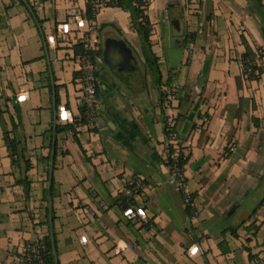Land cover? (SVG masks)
Instances as JSON below:
<instances>
[{"label":"crops","instance_id":"obj_1","mask_svg":"<svg viewBox=\"0 0 264 264\" xmlns=\"http://www.w3.org/2000/svg\"><path fill=\"white\" fill-rule=\"evenodd\" d=\"M29 1L43 20L47 45L26 5L0 0V264H16L28 242L52 233L60 264H264V197L253 194L264 178V58L259 80L242 73L246 42L264 53V27L249 0H148L157 62L146 61L131 14L119 6L89 19V0ZM187 33L195 41L185 45ZM90 36L100 41L93 124L86 114L83 120L80 104V55ZM122 42L136 66L120 69ZM172 49H182L178 66ZM162 93L170 94L169 106L165 96L161 105ZM10 114L19 124L16 134ZM168 119L179 121L173 140ZM52 122L74 124L80 143L72 129L55 139ZM5 130L25 151L22 167L12 163ZM170 143L189 157L184 176L196 214L169 182ZM136 177L145 182V219H131L120 204ZM244 194H253L254 203L242 202ZM144 221L151 226L142 227Z\"/></svg>","mask_w":264,"mask_h":264},{"label":"trees","instance_id":"obj_2","mask_svg":"<svg viewBox=\"0 0 264 264\" xmlns=\"http://www.w3.org/2000/svg\"><path fill=\"white\" fill-rule=\"evenodd\" d=\"M20 1L22 4L26 5L28 10L30 11V13H31L32 17L34 18L36 25H37L42 37L44 38L45 44L47 45L48 41L44 36V32H43V28H42L43 20L41 18H39L38 14L36 12V9L34 8V6L31 4V2L29 0H20ZM249 2L251 4V8H252L254 14H256L257 18L259 19V22L261 24H263V27H264V3H263V1L262 0H249ZM148 5H149L148 0H118L117 4L115 6H119L122 9H125L128 12H130L131 18H132V25L137 30V32L139 33L140 38H141L143 51H144V54L146 56V61L153 60L154 62H157L155 54L152 50V43H151V38H150L151 33H152V25H151V22L148 18V15L146 14V11L148 9ZM87 15H88L89 19L94 18L91 0L88 1ZM194 41H195V34L187 33L186 38L184 39L185 45L188 43H193ZM245 44H246V52L242 56V73L246 77V79L259 80L263 74L262 62H260V65L257 66L255 60H256V58H258V59H260V61H263L264 53H263L262 49H260V48L252 50L247 42ZM83 51L84 50H82V52ZM98 52L99 51H97L96 53H93V57H96ZM154 75L156 77V81L159 84H161L162 74L157 69V66H156V68L154 67ZM56 89H57V87H56ZM164 96L166 99V106H169L170 94H168V93H166V94L162 93L161 105L164 103L163 102ZM59 102H60L59 101V95H58V92L56 90L55 105H56V119L57 120L59 119V116H58ZM6 106H8L7 102H6ZM13 107H14V112L16 113V116L19 119V124H21L20 107L17 105V103H14ZM82 110H83V120H84L85 110L83 107H82ZM4 112L5 111L2 110L0 107V117L3 116ZM10 117H11V122L13 125L12 132L15 133V131H16V133H17V128H18L19 124L17 125L15 123V118L13 117L12 114H10ZM204 118H206V116ZM178 124H179V121H175V127L176 128L178 127ZM67 129H72L74 131L75 139L80 143V141L76 135V132H75L74 124H68V125L63 126V125H59L58 123L54 124L52 122L50 131L56 139L57 134L65 131ZM10 132H11V130L10 131L9 130L4 131L6 141L8 139L11 142V145L7 147L8 151H9V156H10L13 164L22 167L21 159L25 157V155H24L25 151L23 148L19 149V147H18L19 139L17 137L11 138ZM167 134H169V131H167ZM15 136H17V135H15ZM233 146L234 145H231L230 148H228V151L230 149L232 150ZM167 149H168V156H167L168 165L172 166L176 161L180 167L182 174H184L185 165H186L188 158H189L188 155L185 154L184 151L180 147L179 148L176 147L175 144H173V143L168 144ZM175 151L177 152L176 157L173 156ZM53 153H54V159H53L54 163H51V164H53V168H54L55 167V159L57 156V141L51 147V152L49 155L50 159H52L51 154H53ZM24 161H25V166L23 167V170H22L23 177H22L21 181H24V180L27 181V186H26L25 190H26V198H29L30 186H29V181L27 180V177H26V173L30 170V163L28 160H24ZM50 180H51L50 185H49L48 189L46 190V196H45V200H46L47 204L52 202L53 196H54L53 191H54L55 179H54L53 174L51 175ZM185 181H187L186 178H185ZM129 186L130 185L128 183H126L125 187L127 188ZM183 196H184V194H183ZM119 198H120V204L124 210H128L130 208V206L135 203V200L128 199L127 196H125L122 192L120 193ZM193 202H194V199H193ZM262 202H264V200H262ZM145 208L146 207L144 206V209ZM186 209L191 214H196V212H197V209L195 208V206L192 207L191 204H186ZM47 214L51 218V220H52L51 225L53 226V221L55 219L53 206L50 207L49 205H47ZM130 218L135 219L133 216H130ZM150 226H151V222H149V221H144L142 224V227H150ZM230 230L232 231V233H235V229L232 228ZM46 241H47V245H48L49 259H50L51 264H57V262H58V264H60L58 256H57L58 246H57L56 236L55 235L53 236V240L51 239V236H49L46 238ZM53 243L55 245V250L53 247ZM56 258H57V261H56ZM250 259H252L251 253H250Z\"/></svg>","mask_w":264,"mask_h":264},{"label":"built area","instance_id":"obj_3","mask_svg":"<svg viewBox=\"0 0 264 264\" xmlns=\"http://www.w3.org/2000/svg\"><path fill=\"white\" fill-rule=\"evenodd\" d=\"M118 0H91L92 11L94 17L107 9L108 7L115 6ZM94 29V27H92ZM94 32V31H91ZM100 41L97 36H90L88 41L84 45V51L80 55V71H81V92L80 104L85 110V114L88 117L89 123L93 124L98 117V66L96 63V57H93V53H96L99 49ZM257 66L260 65V59L255 60ZM178 94L176 91L171 93V96L175 97ZM167 131H169L168 138L173 140L177 135V128L175 127V120L168 119ZM174 157L177 156V152H174ZM176 160V159H175ZM169 182L175 186L184 194L185 204H191L194 207L193 197L186 186L185 176L182 174L178 163L170 166ZM129 187H124L122 193L127 196L128 199L135 200V203L127 210V214L134 218H146V211L144 209L143 194L145 190L144 180L140 177H136L130 182ZM16 264H51L49 259V250L46 239H37L28 242L22 250L15 256Z\"/></svg>","mask_w":264,"mask_h":264},{"label":"water","instance_id":"obj_4","mask_svg":"<svg viewBox=\"0 0 264 264\" xmlns=\"http://www.w3.org/2000/svg\"><path fill=\"white\" fill-rule=\"evenodd\" d=\"M109 40H107L106 42V49H105V60H107L109 63H111V58H112V54H113V50H112V47L110 46L109 44ZM121 44H123L125 46V49L122 51V58L123 56L126 58L124 61V65H122L123 67H121L120 69L122 68H125V67H129L130 65H134L136 66L138 63H137V60L136 58L133 56L132 54V51L126 47V45L122 42ZM171 55H175L174 59H175V62H174V66H178L180 64V61H181V55H182V49H172L171 50ZM54 111L56 113V105L54 104ZM55 118H56V114H55ZM3 126L5 127V124L3 123ZM7 144L8 146L11 145V142L10 140L7 139ZM54 159V153L52 154V161ZM51 239L53 240V233L51 234ZM53 247H54V250H55V245L53 243ZM56 261H57V258H56ZM58 264V262H57Z\"/></svg>","mask_w":264,"mask_h":264},{"label":"rangeland","instance_id":"obj_5","mask_svg":"<svg viewBox=\"0 0 264 264\" xmlns=\"http://www.w3.org/2000/svg\"><path fill=\"white\" fill-rule=\"evenodd\" d=\"M259 184L260 185L258 186V188H256L257 190L256 189L253 190V194H256V195L259 194V196L261 195L260 198L262 199L264 197V178L260 179ZM253 194H251L248 198H246L245 194H244V198H243L242 202H248V204H253L255 201L254 196H252ZM258 204H259V201L255 206H257Z\"/></svg>","mask_w":264,"mask_h":264}]
</instances>
